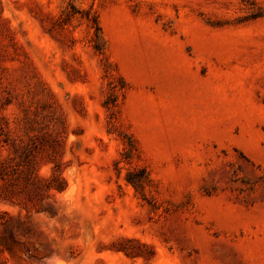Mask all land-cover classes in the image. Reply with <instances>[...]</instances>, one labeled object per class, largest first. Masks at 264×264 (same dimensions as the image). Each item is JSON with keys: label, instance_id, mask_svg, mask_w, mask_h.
<instances>
[{"label": "rangeland", "instance_id": "1", "mask_svg": "<svg viewBox=\"0 0 264 264\" xmlns=\"http://www.w3.org/2000/svg\"><path fill=\"white\" fill-rule=\"evenodd\" d=\"M0 264H264V0H0Z\"/></svg>", "mask_w": 264, "mask_h": 264}]
</instances>
